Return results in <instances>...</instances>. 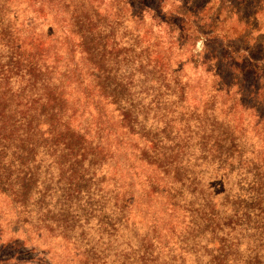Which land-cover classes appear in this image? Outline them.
<instances>
[{"label":"trees","instance_id":"1","mask_svg":"<svg viewBox=\"0 0 264 264\" xmlns=\"http://www.w3.org/2000/svg\"><path fill=\"white\" fill-rule=\"evenodd\" d=\"M208 2L199 5L201 12ZM86 3L93 6L95 1L0 0V49L5 52L0 53V220L22 216L25 223L18 226L66 241L68 231L82 234L95 228L91 219L96 214L104 215L100 226L120 228L131 199H168L167 225L153 220L169 241L182 224L177 199H199L187 218V247H196L205 237L215 248L209 264H264V153L252 157L249 151L250 163L245 141L221 128L202 125L193 142L188 137L167 146L137 129L136 114L144 104L125 101L129 104L120 106L131 86L133 63L116 43L109 47L116 28L107 32L103 14L86 9ZM147 4L142 10L151 11L153 19L159 16L161 5ZM217 4L216 15L207 22L210 28L200 25L204 21L194 28V36L207 40L208 50L211 40L218 42L220 52L209 55L206 69L214 93L229 96L235 88L234 107L251 111L250 117L264 127V115L248 101L264 106L258 86L264 85V33L258 24L264 0ZM130 6L129 16L141 13L137 5ZM181 10L171 13L186 18L197 12ZM114 12L121 16V11ZM229 16L235 18L231 28L240 30L235 37L229 29H218L219 20ZM156 59L159 64L163 58ZM121 63L126 65L123 74ZM146 120L140 119L139 126ZM91 199H100L94 210ZM110 199L120 201L111 204ZM214 199L234 200L228 218L219 217L224 205L216 208ZM2 232L0 225L1 247L19 245L15 232L7 238ZM36 244L50 243L41 237Z\"/></svg>","mask_w":264,"mask_h":264},{"label":"rangeland","instance_id":"2","mask_svg":"<svg viewBox=\"0 0 264 264\" xmlns=\"http://www.w3.org/2000/svg\"><path fill=\"white\" fill-rule=\"evenodd\" d=\"M94 1L93 6L86 3L84 5L86 9L93 8V13L98 10V14H103L100 16L103 22L101 25L107 32L110 30L109 27L116 28L114 30L116 39L110 40L109 47L116 43L122 53L129 55L127 58L133 63L132 67L129 65L132 74L131 86L129 91H125L127 94L122 98L120 106L129 104L125 101H131L136 107L144 104L139 109H143L142 113L136 114L137 129L148 131L150 137L160 139L167 146L188 137L192 138L190 142H193L197 135L202 134V125L208 129L221 128L225 134L235 137L239 142L245 141L246 147L248 146L245 155L249 162L252 157L264 153V127L257 123L255 117H250L251 111L244 112L234 107L236 101L234 99L237 96L232 94L236 92L235 88H231L229 96L214 93V80L206 69L209 65L207 62L212 60L209 55L214 51L216 54L220 52L218 42L211 40L208 50L205 47L207 40L202 36L199 38L194 36L195 24L204 21V24L200 25L206 29L210 28L207 22L216 15L219 0H202L200 4L195 1L191 3L189 0H150L154 7L161 5V13L154 19L151 11H143L141 7L144 4L148 5L149 0ZM206 1H210L206 11L201 12L199 5ZM130 5H133V8L137 5L141 13L129 16ZM185 7L197 11L196 15L184 18L171 13L182 11L181 9ZM115 9L121 11V16L118 13L116 15ZM229 17L230 20L224 17L219 20L218 29L223 33L229 29V35L235 37L240 30L231 28L235 24V18ZM107 24L111 26L107 27ZM258 24L261 27L260 32L264 33V16L259 17ZM43 31H46V27ZM130 44H135L137 48L131 49ZM176 44L181 47L178 48ZM0 53L3 55L5 52L0 49ZM156 56L163 58L159 64ZM140 60L143 61L142 64H139ZM125 68V63H121L119 71L123 74ZM127 74L121 78L126 79ZM251 79L249 78L248 82ZM258 84L263 94L264 87H261L264 86L263 82ZM248 101L264 115V106L261 105L263 102L251 99ZM145 116L146 124L140 127V119ZM168 148L172 149L174 146ZM189 148L194 150L193 146ZM249 151L252 153L251 158ZM252 162L251 159L250 163ZM249 181L250 179L241 185L247 186ZM231 184L228 182L226 187L230 188ZM232 191L236 193L237 187L233 186ZM98 200L100 199H91L92 210ZM116 200L120 201L110 199L109 203L114 204ZM198 200L177 199L180 208L176 211V216L178 222L182 224L176 225L173 237L169 241L167 235H162L161 231L155 229L158 222L153 220L158 218L161 226L167 225L168 199H131L128 201V205L131 206L130 213L125 212L120 228L100 226L98 220L104 215L96 214L91 219V225H95V228H85L82 234L78 229L68 231L66 241L61 237H52L46 232L39 236L38 232L32 231L26 224L25 227L18 226H23L19 223H25L22 216L15 219L12 215H6L0 220L3 228L2 237H9L13 231L20 242L14 246L0 245V264H209L215 251L214 246L207 245L205 237H200L201 242H196L197 246L190 249L187 247L189 241L185 238L189 211L196 207ZM213 201L216 208L224 205L219 217L228 218L234 200ZM158 206H165L162 208L164 210H160ZM165 210V213L161 212ZM41 237L50 244L37 245L36 241ZM24 239L28 242L22 245L21 241Z\"/></svg>","mask_w":264,"mask_h":264}]
</instances>
